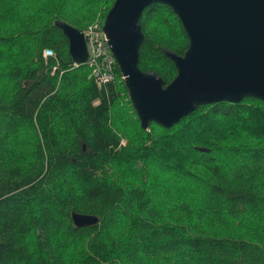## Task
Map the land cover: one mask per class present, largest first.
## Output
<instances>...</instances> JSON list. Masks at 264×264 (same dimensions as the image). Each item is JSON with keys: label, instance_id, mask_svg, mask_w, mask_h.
Wrapping results in <instances>:
<instances>
[{"label": "trees", "instance_id": "1", "mask_svg": "<svg viewBox=\"0 0 264 264\" xmlns=\"http://www.w3.org/2000/svg\"><path fill=\"white\" fill-rule=\"evenodd\" d=\"M114 1L0 0V264H264V100L143 128L119 64L97 82L55 23L104 22ZM141 25L140 66L169 82L163 47L189 36L163 2Z\"/></svg>", "mask_w": 264, "mask_h": 264}, {"label": "water", "instance_id": "2", "mask_svg": "<svg viewBox=\"0 0 264 264\" xmlns=\"http://www.w3.org/2000/svg\"><path fill=\"white\" fill-rule=\"evenodd\" d=\"M153 2L169 4L189 36L184 53L163 47L178 68L169 82L140 66L141 15ZM55 23L67 35L73 59L85 62L83 30L66 20ZM103 29L143 128L154 121L172 126L203 103L264 100V0H115ZM72 217L79 226L99 221L96 214L75 210Z\"/></svg>", "mask_w": 264, "mask_h": 264}, {"label": "built area", "instance_id": "3", "mask_svg": "<svg viewBox=\"0 0 264 264\" xmlns=\"http://www.w3.org/2000/svg\"><path fill=\"white\" fill-rule=\"evenodd\" d=\"M103 23L96 21L82 29L87 36L88 46V58L85 62L91 70V76L99 83H105L115 77V67L118 63L109 47ZM44 55H55V52L51 48H45ZM74 63L80 62L74 60Z\"/></svg>", "mask_w": 264, "mask_h": 264}, {"label": "rangeland", "instance_id": "4", "mask_svg": "<svg viewBox=\"0 0 264 264\" xmlns=\"http://www.w3.org/2000/svg\"><path fill=\"white\" fill-rule=\"evenodd\" d=\"M123 142H125V139H123ZM175 180H176L177 182H179V184L184 183V182H185V181H184V175H176V176H175Z\"/></svg>", "mask_w": 264, "mask_h": 264}]
</instances>
